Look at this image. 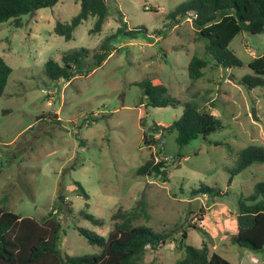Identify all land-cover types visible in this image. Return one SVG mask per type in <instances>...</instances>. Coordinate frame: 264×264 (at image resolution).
Segmentation results:
<instances>
[{"label": "rangeland", "instance_id": "1", "mask_svg": "<svg viewBox=\"0 0 264 264\" xmlns=\"http://www.w3.org/2000/svg\"><path fill=\"white\" fill-rule=\"evenodd\" d=\"M184 1L106 0L100 31H91L96 17L89 16L69 40L53 28L79 12L80 0H60L25 14L19 27L13 19L0 23V55L12 69L0 95V201L36 219L56 212L63 229L58 245L64 253H98L100 248L76 228L105 236L118 208L133 209L144 200L149 219L134 223L170 232L173 240L147 247L139 264H175L183 255V231L185 243L199 246L206 241L210 252L233 264H264V251L253 252L231 241L237 231V199L264 181V163L232 173L240 150L264 145V86L248 89L239 83L242 75L251 73L247 62L253 54L264 53V33L242 31L229 43L242 67L228 73L210 63L192 80L187 72L190 58L210 57L192 21L173 24L167 17ZM123 25L144 29L136 37L119 34L112 39L110 55L92 71L81 66L69 81L45 75L47 60L62 64L64 54L82 47L87 48V61H93L104 38ZM147 79L164 85L182 104L193 102L211 112L222 125L186 145L176 142V131L159 137L163 154L157 159L166 157L164 176L136 173L150 153L159 150L160 141L151 148L143 143V135L153 123L171 124L183 106H146L136 82ZM252 108L257 119L252 118ZM75 182L87 192V200ZM201 184L218 188L221 195L189 194ZM60 194L67 206L60 207ZM83 213L103 224H93Z\"/></svg>", "mask_w": 264, "mask_h": 264}, {"label": "trees", "instance_id": "2", "mask_svg": "<svg viewBox=\"0 0 264 264\" xmlns=\"http://www.w3.org/2000/svg\"><path fill=\"white\" fill-rule=\"evenodd\" d=\"M60 0H0V23L13 19V25L21 26V17L41 7H51ZM190 13L196 17L192 23L198 29V35L205 41L206 59L193 55L188 63L187 72L192 80L203 75V69L208 64L222 67L224 70L242 67L243 61L229 48L231 40L240 32L252 34L264 33V0H187L175 6L167 17L173 24L186 20ZM107 15V6L103 0H80L79 12L69 21H57L53 31L69 40L77 25L89 16L96 17L92 32L101 29ZM144 28L127 29L126 25L119 26L115 32L106 36L99 45V52L93 54V61H87V48L75 50L62 56V64L53 59L45 62V75L54 81L71 80L76 73H80L81 66H87V72L99 66L110 55L109 42L119 34L136 37ZM247 66L251 73L241 76L239 83L252 89L264 86V53L255 55ZM11 67L0 55V95L3 94ZM147 99L146 106L173 107L182 104L180 99L168 93L162 84H153L151 80L136 82ZM181 115L171 124L163 126L153 123L148 132L143 135V143L151 148L158 144L160 138L154 134L160 132V137L171 131H176V142L186 145L199 136L205 137L222 127L220 120L206 109L199 108L193 102H184ZM144 112V109H140ZM56 115V114H55ZM152 134L150 137L149 135ZM162 150L150 153V157L138 167V175L164 176L166 158L157 160ZM181 155H178L180 157ZM253 163H264V145L250 144L238 152L236 164L232 173H238ZM75 187L84 199L88 194L79 182ZM189 194L220 196L218 188L201 184L192 188ZM0 201V264H139L140 255L147 247H156L169 240H173L170 232H156L146 224H135L141 217L149 219L141 200L139 206L125 210L118 208L111 216L112 228L104 236L95 231L77 227V231L88 243L100 248L98 253L72 256L62 252L58 243L62 229V221L56 212L50 211L40 219L21 216L9 210ZM60 207L63 206L64 196L59 195ZM67 206V203H64ZM88 205V202L85 203ZM71 211V208H69ZM203 213V209L200 208ZM235 213L237 231L231 236L232 243L247 248L253 252L264 251V181H257L252 190L237 199ZM83 216L95 225H102L103 221L96 219L89 213ZM196 228V225L191 224ZM186 231L181 233L184 239ZM179 241V248L183 255L175 264H233L215 252H210L206 241L201 245L187 244L183 239Z\"/></svg>", "mask_w": 264, "mask_h": 264}, {"label": "built area", "instance_id": "3", "mask_svg": "<svg viewBox=\"0 0 264 264\" xmlns=\"http://www.w3.org/2000/svg\"><path fill=\"white\" fill-rule=\"evenodd\" d=\"M196 17V14L195 13H190L188 15V17L186 18V20H190L192 21V19ZM155 137L159 138L160 137V132H157L154 134ZM163 141L161 140L160 143H159V149L162 150L163 149V145H162ZM157 158V157H156ZM166 158V157H165ZM158 160V159H157Z\"/></svg>", "mask_w": 264, "mask_h": 264}, {"label": "water", "instance_id": "4", "mask_svg": "<svg viewBox=\"0 0 264 264\" xmlns=\"http://www.w3.org/2000/svg\"><path fill=\"white\" fill-rule=\"evenodd\" d=\"M103 1L105 2L106 0H103ZM251 115H252V118L257 119L256 113H255V108H252ZM149 136L151 137L152 134H150Z\"/></svg>", "mask_w": 264, "mask_h": 264}, {"label": "crops", "instance_id": "5", "mask_svg": "<svg viewBox=\"0 0 264 264\" xmlns=\"http://www.w3.org/2000/svg\"><path fill=\"white\" fill-rule=\"evenodd\" d=\"M255 55L253 54V57H254ZM232 68H228V69H226L227 71H229L228 73H230V70H231ZM230 76V75H229ZM158 124V123H157ZM162 125V124H161ZM163 126H166V125H163Z\"/></svg>", "mask_w": 264, "mask_h": 264}]
</instances>
